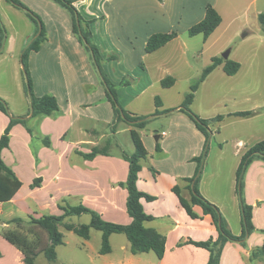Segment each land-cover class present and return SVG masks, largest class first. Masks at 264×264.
Returning a JSON list of instances; mask_svg holds the SVG:
<instances>
[{"label": "crops", "instance_id": "0c3cea01", "mask_svg": "<svg viewBox=\"0 0 264 264\" xmlns=\"http://www.w3.org/2000/svg\"><path fill=\"white\" fill-rule=\"evenodd\" d=\"M4 1L0 0V5ZM18 1L40 18L46 31V41L38 52L28 57L33 94L37 98L55 97L60 113L33 117L28 90L18 80L22 71V60L18 62V57H22L40 32L34 28L36 24L26 11L6 1L8 6L2 7L1 20L5 15L12 23L11 15L24 22V27L13 35L7 34L0 51V98L8 109L7 113L0 110V139L11 118L23 119L25 125L12 127L9 147L2 152L4 163L14 172L21 188L11 201L0 203V264H25L22 252L4 238L7 231L24 233L41 254L50 241L47 232L34 222L44 216L63 215L61 207L83 206L106 222L130 225L128 192L121 186L129 175V164L123 158L127 153H111L108 149L111 144L105 139L110 133L116 136L129 132L131 135L132 130H139L116 119L104 81L90 54L75 36L69 12L51 0ZM208 5L222 18L220 26L207 40L202 36L189 37V29L205 18ZM74 6L100 53L103 71H107L106 75L103 73L106 79L115 83L118 77L130 74L135 76L134 83L145 82L131 99H119L126 112L139 117L147 115L141 107L133 106L134 101L150 93L153 87L156 91L150 99L163 98L165 90H173L186 71L192 69L190 56L197 54L199 59L203 58L205 69L214 58H220L238 37V32L244 31L245 38L253 32L261 33L257 38L264 39L259 23V15L264 13V0H79ZM171 32L178 33V38L153 54L146 53V44L152 35ZM200 43L201 48L194 49ZM230 48L232 54L234 49ZM113 67L120 70L118 76H114ZM223 67L224 64L220 65L208 76L196 98L212 75ZM168 77L175 82L164 88L161 82ZM195 100L191 105L195 114L204 119L213 118L196 111ZM165 102L163 98L158 110L173 112L161 116L163 131L154 136L155 140L146 133L139 135L148 156L141 161L137 183L141 192L155 198L152 202L142 199L141 203L145 213L154 218L146 227L166 238L163 258L158 259L154 253L133 255L128 238L118 234L110 237L111 253L101 255L102 233L94 242L95 230H91L90 239L79 237L82 240H75L74 245L64 239V245L57 248V256L59 259L61 250L66 259L56 264L208 263L210 253L206 249L186 243L216 240L219 234L212 217L195 206L193 211L198 218L192 219L173 191L177 187L185 200H191L186 180L193 178L198 170L194 159L204 153L207 137L185 113ZM156 110L155 106L153 114ZM222 135L220 131L218 136ZM220 142L231 143L237 149L235 157L238 159L227 164L224 148L218 147L220 152L209 161L199 188L201 194L219 208L231 229L233 223L237 224L235 235L240 236L243 224L237 171L242 157L259 142L250 146L243 139H221ZM95 148L107 150V154L85 159L84 156ZM133 153L134 146L128 155ZM37 179L41 180V185L33 188ZM244 180V198L252 207L255 230L244 243L227 242L220 264H264L263 257L252 260L253 251L264 243V162L254 159ZM70 218L65 224L73 225L67 221ZM65 230L71 236L76 235Z\"/></svg>", "mask_w": 264, "mask_h": 264}, {"label": "trees", "instance_id": "16d2710c", "mask_svg": "<svg viewBox=\"0 0 264 264\" xmlns=\"http://www.w3.org/2000/svg\"><path fill=\"white\" fill-rule=\"evenodd\" d=\"M15 7H18L26 11L28 18L32 23L36 24L39 33V24L41 26L40 34L36 37L30 46L23 52L21 60L24 73L26 75L28 93L31 99V108L33 117H49L60 113V108L55 97L46 95L37 98L33 94L32 81L28 70V57L32 52H38L41 45L46 41V31L40 18L25 7L18 0H6ZM64 8L69 12L73 20V31L79 42L84 46L86 51L90 54L94 66L100 73L102 80L104 81L107 97L114 109V115L116 119L126 122L136 129L143 130L146 125L148 118L139 117L126 112L119 104L117 100V94L114 87L106 79L104 74L101 72V56L97 48L91 43V34L83 29V20L77 12L74 4L79 0H51ZM162 2L163 0H159ZM222 18L211 5L206 7L205 18L198 24L192 26L188 31L189 37L202 36L204 40H207L215 30L220 26ZM259 23L261 31L264 34V13L259 15ZM178 33H158L152 35L146 44V53L153 54L166 46L171 41L178 38ZM7 37V31L3 25L0 17V51L3 49ZM224 64L223 71L227 76H235L241 69V65L238 62L231 61L230 59L224 60L222 58H214L211 65L203 70L201 77L191 86L190 92L186 95L185 101L182 104L180 111L185 113L196 125L197 129L201 131L207 137V143L209 141L211 131L210 128L214 124L220 123L224 120V115H217L213 118L204 119L196 115L190 110L193 104L196 94L200 86L205 82L210 74H212L217 67ZM174 79L168 77L161 82L164 88H169L174 84ZM156 114L159 115V108L162 106L160 97L155 98ZM0 110L7 113V105L0 98ZM173 111H163L160 114H169ZM253 115L252 112H238L230 114L229 116L247 118ZM24 124L25 121L20 118H11L8 128L5 130L3 136L0 139V203H6L11 201L14 196L18 193L21 188V183L14 174V172L6 166L2 159V152L9 147L10 132L14 125ZM131 137L135 146V153L132 155L124 154L123 158L129 164V175L125 183L121 186L126 188L128 192L127 198V211L132 219L130 225H120L109 223L101 219V217L95 212L88 210L83 206L79 207H61L64 212L61 216H44L39 220H35V224L44 229L49 237L50 245L42 252L46 260L50 264H56L58 260L57 248L64 245V236L60 232V226L65 227L69 231H73L78 237L88 240L90 239L91 230H96L102 233L101 242V255H107L111 253L110 237L114 234L125 235L131 245V253L133 255H142L154 253L158 259H162L165 253L166 238L159 234L156 230L146 227V223L154 220L153 217L147 215L142 206V199L149 202L155 200L143 192L138 187L139 174L142 166L141 161L145 160L148 156L147 150L136 130L131 131ZM207 147V145H206ZM159 151V147L157 146ZM206 150V149H205ZM106 155L107 150L94 149L91 154L85 155L84 158L91 160L97 155ZM206 152L200 158L194 159L198 163V170L193 178L187 179L189 183V190L191 192V200H185L178 188H174V193L178 196L181 206L184 208L186 213L192 218L197 219L198 216L194 213L193 208L195 206L201 207L205 215L212 217L213 223L218 230V238L216 240L210 239L206 242H193L188 241L186 244H192L198 248L206 249L210 253V258L207 264H220V259L224 246L227 242H242L254 232L255 227L253 225V213L252 207L244 203L242 199L243 183L242 177L245 174L249 165L254 159L259 158L264 162V140L253 146L243 157L240 166L237 171V184L239 186V198L241 199L242 209V224L243 230L240 236L233 235L228 223L222 217L220 210L217 206L209 202L200 192L199 185L201 182V168L203 166ZM41 180L37 179L32 185L33 188L39 187ZM82 214H90L91 221L89 224L74 226L65 224V220L68 217L80 216ZM264 234V231L262 232ZM4 238L12 245L16 246L23 254L25 264H36V259L39 253L34 243H31L28 237L19 231H7L4 233ZM259 257L264 258V243L261 248L253 251L252 260H256Z\"/></svg>", "mask_w": 264, "mask_h": 264}, {"label": "rangeland", "instance_id": "374dc122", "mask_svg": "<svg viewBox=\"0 0 264 264\" xmlns=\"http://www.w3.org/2000/svg\"><path fill=\"white\" fill-rule=\"evenodd\" d=\"M7 6L8 5L6 1H4V3L2 2L0 5V13L3 11L2 7ZM9 17L12 23L9 22V19H7L5 15L1 21H3L2 23L7 30V34L13 35L17 30L22 29L20 27H24V22L17 21L11 15H9ZM34 28L38 30L36 25ZM40 28L41 26L39 24V32ZM83 29L86 31L85 27H83ZM244 34V31L238 32V37L226 50H224L220 56V58H222L226 52L231 51L230 47H232L234 50L229 59L231 61L240 63V71L235 76L229 77L223 72L222 69H218L209 79L207 85L202 87L201 91H199V95L194 103V108L196 111H202L203 113L212 117L224 115V120L222 122L214 124L210 128V137L205 150L206 157L204 158L203 166L201 168V180H203L205 177L204 173L208 170L209 161L212 162L216 158V154L220 152L218 147H221V145L224 148L223 154L226 158L227 164L228 162L238 159L235 157L237 149L233 147L231 143L226 145L220 142L221 139H243L249 146L251 143L261 142L264 140V39L257 38V36H261V33L253 32L248 38H243ZM91 43L94 44L92 38ZM196 48L200 49L201 43L198 44L194 49ZM7 52L8 51L4 52V54L7 55ZM19 60L21 61V56L18 57V62ZM190 62L192 64V69L190 71H186L184 77L173 90H165V93H163L164 95L162 96L166 99L165 103H167V105H173L176 110L180 109L179 107L184 103L185 97L190 92L191 86L201 77L205 67L203 58L199 59L197 54L193 57L190 56ZM100 67L101 72L105 73L106 75L107 71H103L102 63L100 64ZM113 69L117 71H112L114 76H118L120 71L118 67H113ZM132 79H135V76L129 74L125 75L121 79L118 77V79L115 80V83L110 81L111 85L116 91L119 104V99H122V101L123 99H131L144 87L145 82L140 83L137 81V83H134ZM18 80L24 83L26 89L27 80L23 67L22 71H20L18 75ZM155 91L156 88L153 87L150 93L142 96L133 103V106L141 107L148 118L146 127L143 130L136 131L140 136L143 133H146L147 135L151 136L153 140H155L154 136H158L159 133H161V131L164 129L160 127V118L164 114H160L161 111H159V115L153 114L155 113L153 112L155 111V99H150V95ZM163 98H160L161 101ZM192 108L190 107V110ZM191 111H193V109ZM238 112H252L253 115L247 118L229 116L230 114ZM220 131L223 134L222 137L218 136ZM107 133L109 134L108 130L106 131V134ZM105 140H109L111 144V146L108 147L111 153L119 154L121 151H125L127 154H131L133 152L134 143L129 132L123 134L119 133L116 136H113V134L110 133V136L106 137ZM240 153H242L241 150ZM202 155H204V153ZM204 163L206 164L204 165ZM242 183L244 186V175L242 177ZM244 188L245 186L243 187L241 197L244 203L248 205L244 198ZM237 195L239 196V186L237 189ZM67 221L74 226H79L89 224L91 217L90 214H82L80 216H72ZM236 225V223H233L232 229L229 227L233 235H235L238 231V226L236 228ZM59 228L60 232L64 236V239L69 241L70 244L74 245L75 240H82L76 235H69L68 231H66L62 226ZM94 232L95 235L93 240L96 242L98 241L97 236H100V232L96 230ZM59 257L60 258L57 261L60 262L63 260L65 261L66 259L65 253H62L61 250L59 252ZM48 263L49 262L46 260L43 253L37 256L36 264ZM86 263H88L87 260Z\"/></svg>", "mask_w": 264, "mask_h": 264}, {"label": "water", "instance_id": "95a60500", "mask_svg": "<svg viewBox=\"0 0 264 264\" xmlns=\"http://www.w3.org/2000/svg\"><path fill=\"white\" fill-rule=\"evenodd\" d=\"M41 30V29H40ZM246 37V34H244V36H243V38H245ZM230 54H231V51H228V52H226L224 55H223V59L224 60H228L229 58H230ZM23 67V66H22Z\"/></svg>", "mask_w": 264, "mask_h": 264}, {"label": "built area", "instance_id": "2783aa9c", "mask_svg": "<svg viewBox=\"0 0 264 264\" xmlns=\"http://www.w3.org/2000/svg\"><path fill=\"white\" fill-rule=\"evenodd\" d=\"M162 135H163V136H165V135H166V133H163Z\"/></svg>", "mask_w": 264, "mask_h": 264}]
</instances>
